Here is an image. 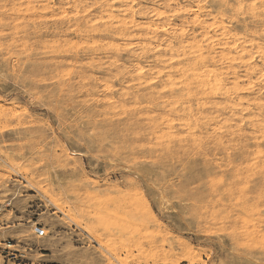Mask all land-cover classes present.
Segmentation results:
<instances>
[{
    "label": "rangeland",
    "instance_id": "1",
    "mask_svg": "<svg viewBox=\"0 0 264 264\" xmlns=\"http://www.w3.org/2000/svg\"><path fill=\"white\" fill-rule=\"evenodd\" d=\"M0 264H264V0H0Z\"/></svg>",
    "mask_w": 264,
    "mask_h": 264
},
{
    "label": "built area",
    "instance_id": "2",
    "mask_svg": "<svg viewBox=\"0 0 264 264\" xmlns=\"http://www.w3.org/2000/svg\"><path fill=\"white\" fill-rule=\"evenodd\" d=\"M35 232L38 236H44L45 235V229H43L42 227H36Z\"/></svg>",
    "mask_w": 264,
    "mask_h": 264
},
{
    "label": "bare ground",
    "instance_id": "3",
    "mask_svg": "<svg viewBox=\"0 0 264 264\" xmlns=\"http://www.w3.org/2000/svg\"><path fill=\"white\" fill-rule=\"evenodd\" d=\"M139 172V171H138Z\"/></svg>",
    "mask_w": 264,
    "mask_h": 264
}]
</instances>
